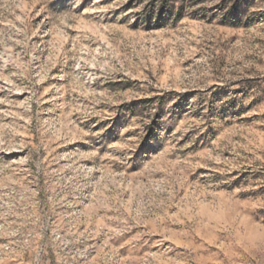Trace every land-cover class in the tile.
Here are the masks:
<instances>
[{
    "label": "rangeland",
    "instance_id": "obj_1",
    "mask_svg": "<svg viewBox=\"0 0 264 264\" xmlns=\"http://www.w3.org/2000/svg\"><path fill=\"white\" fill-rule=\"evenodd\" d=\"M242 216L264 0H0V264H264Z\"/></svg>",
    "mask_w": 264,
    "mask_h": 264
},
{
    "label": "clouds",
    "instance_id": "obj_2",
    "mask_svg": "<svg viewBox=\"0 0 264 264\" xmlns=\"http://www.w3.org/2000/svg\"><path fill=\"white\" fill-rule=\"evenodd\" d=\"M229 236L234 245L264 251V222L242 216L231 226Z\"/></svg>",
    "mask_w": 264,
    "mask_h": 264
},
{
    "label": "trees",
    "instance_id": "obj_3",
    "mask_svg": "<svg viewBox=\"0 0 264 264\" xmlns=\"http://www.w3.org/2000/svg\"><path fill=\"white\" fill-rule=\"evenodd\" d=\"M183 15L182 14H178L177 17L175 18V21H179L180 19H182Z\"/></svg>",
    "mask_w": 264,
    "mask_h": 264
}]
</instances>
